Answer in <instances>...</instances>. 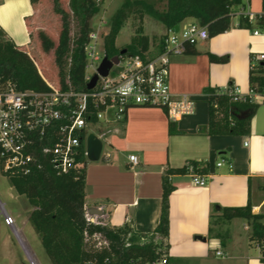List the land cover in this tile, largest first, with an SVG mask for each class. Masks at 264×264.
<instances>
[{"label":"crops","instance_id":"0c3cea01","mask_svg":"<svg viewBox=\"0 0 264 264\" xmlns=\"http://www.w3.org/2000/svg\"><path fill=\"white\" fill-rule=\"evenodd\" d=\"M229 1L231 15H239L229 30L170 59V92L193 100L192 113L172 122L161 108H128L123 119L105 123L101 142L106 148L85 168V217L112 228L127 225L147 235L159 222L165 168H179L188 161L207 162L202 186L193 185L189 173L169 177L174 189L168 202L167 264H264L261 249L249 242L250 229L244 219L235 218L223 226L228 232L224 242L208 232L210 218L219 214L216 206L239 207L249 202L252 214H264V101L253 102L257 108L248 135L205 132L208 90L235 86L247 94L249 72L256 69L252 64L261 54L251 51V40L258 37L253 35L256 25L239 23L241 16L264 13V0ZM161 2L165 7V0ZM142 21L147 35L144 17ZM164 33L163 28L159 35ZM210 55H226L227 60L212 62ZM233 111L237 117L245 115ZM129 155L137 157V164L128 160ZM220 159L224 162L216 166ZM89 207L99 208L103 215L88 217L85 209ZM239 219L244 222L240 224ZM216 251L223 256H216Z\"/></svg>","mask_w":264,"mask_h":264},{"label":"trees","instance_id":"16d2710c","mask_svg":"<svg viewBox=\"0 0 264 264\" xmlns=\"http://www.w3.org/2000/svg\"><path fill=\"white\" fill-rule=\"evenodd\" d=\"M39 0H29L35 5ZM102 0H68V10L59 0H52V9L60 18V30L54 42L44 31L37 32L41 51L52 52L56 68L57 83L61 90L82 92L86 90L84 66L85 46L92 32L90 20L99 12ZM131 2L125 1L113 16L109 34L104 40V56L108 59L122 55L158 54L162 50L166 33L151 39L143 33L142 18L149 15L168 32L184 19L192 18L197 25L206 28L208 37L224 33L230 28L229 0H165L161 11L151 6L137 10L140 24L125 48L115 45V38L128 19ZM135 12V11H132ZM245 16L240 17L239 26L249 27ZM245 24V25H244ZM150 46L152 49H150ZM188 48V47H187ZM210 61L223 63L227 56L210 55ZM249 88L254 93L264 86V64L251 70ZM0 83H9L18 91H46L33 59L8 38L0 27ZM207 135L249 134L251 118L257 105L249 102H233L220 89L208 90ZM244 112L237 117L235 112ZM67 174H57L45 164L27 177H11L10 181L18 193L24 194L31 206L28 221L39 236L46 256L51 264H145L167 255L168 202L173 191L169 181L172 175H184L188 168L195 174L208 172L203 161H188L182 167H166L162 176V195L159 222L152 233L140 234L129 226L112 228L100 221L92 223L84 214L85 168L87 162ZM219 212L210 218L209 235L224 242L228 237L223 228L232 219L241 218L249 226V242L260 249L264 247V214H252L249 202L239 207H215ZM264 262V258H262Z\"/></svg>","mask_w":264,"mask_h":264},{"label":"built area","instance_id":"2783aa9c","mask_svg":"<svg viewBox=\"0 0 264 264\" xmlns=\"http://www.w3.org/2000/svg\"><path fill=\"white\" fill-rule=\"evenodd\" d=\"M247 20L256 25L253 35H264V13L246 14ZM97 33L91 32L85 46V87L102 58L95 52ZM208 38L206 28L191 24L173 32L170 29L162 50L158 54L119 55L105 77L97 74L94 86L82 92L61 90L59 84H50L39 72L46 84V91H18L9 83H0V167L11 177H27L43 165L51 166L57 174H67L83 165L86 157V138L92 133L100 140L104 137L99 123H109L124 118L133 106L161 108L170 121L191 114L194 101L187 95H172L168 84V66L173 56L186 52ZM264 62V53L258 54L252 68ZM36 66V64H35ZM37 68V67H36ZM88 71H92L89 73ZM233 102L253 103L264 101V86L260 92L241 94L235 86L220 89ZM128 160L137 164V157ZM224 162L220 159L216 166ZM193 185L205 183L203 175L188 168ZM0 215L11 229L29 264H35L32 254L16 230L14 220L0 203ZM89 217V216H88ZM87 219V218H86ZM88 220V219H87ZM97 223L93 220H88ZM264 258V247L261 248ZM216 256H223L220 251ZM168 254L145 264H167Z\"/></svg>","mask_w":264,"mask_h":264},{"label":"rangeland","instance_id":"374dc122","mask_svg":"<svg viewBox=\"0 0 264 264\" xmlns=\"http://www.w3.org/2000/svg\"><path fill=\"white\" fill-rule=\"evenodd\" d=\"M125 1L131 2L130 7H128L130 15L122 24V28L115 38V45L118 48H125L138 28L140 19L138 18L139 13L137 10L143 11V8L147 6H151L157 11L164 9L162 0H102L99 4V12L90 20L92 32L97 33L95 52L101 58L104 57L103 44L110 32L113 16L123 6ZM59 2L64 9L68 10V0H59ZM143 12L145 13V11ZM143 17L146 20L143 24L144 32L150 36L149 38L153 36L159 37V34L163 32V27L149 15L144 14ZM238 19V14H232L230 16V23L234 25ZM193 21L192 18H186L178 27L180 30H183L190 26ZM0 27L8 38L12 39L21 50L26 51L33 59L43 78L50 84L56 85L57 72L53 63L52 52L43 53L36 37L37 32L42 30L54 42L57 40L60 30V18L53 12L52 0H39L35 5L30 4L29 0H0ZM250 29H252V26ZM251 49V51L257 54L264 53V35H259L257 38L251 40ZM88 72L91 73L92 71ZM98 126H101L102 130L106 129L104 122L99 123ZM102 147L104 150L106 144L103 143ZM0 203L14 220L15 228L32 254L34 263L51 264L45 254L39 236L28 221V215L32 209L31 206L27 202L25 195L15 190L10 179L2 173L1 167ZM238 222L242 224L244 221L239 219ZM0 264H29L11 229L4 223L1 215Z\"/></svg>","mask_w":264,"mask_h":264},{"label":"water","instance_id":"95a60500","mask_svg":"<svg viewBox=\"0 0 264 264\" xmlns=\"http://www.w3.org/2000/svg\"><path fill=\"white\" fill-rule=\"evenodd\" d=\"M178 30V26H174L172 28L173 32H176ZM125 53V50H122L119 55H122ZM118 62V56H114L110 59L107 57H103L101 62L99 63V66L97 68V74L105 77L108 73V70L112 67L113 64H116ZM97 74H94L91 78V80L86 85L87 89H90L94 86L96 80H97ZM102 149V142L101 140L96 137L94 134L90 133L88 134L86 138V157L89 162H95L99 159L100 153ZM85 213L89 217H96L99 218L103 215V212L97 208V207H89L85 209ZM200 239L199 237H197Z\"/></svg>","mask_w":264,"mask_h":264}]
</instances>
